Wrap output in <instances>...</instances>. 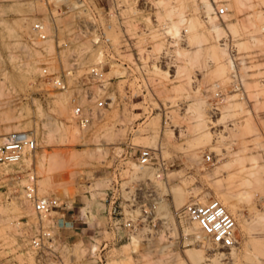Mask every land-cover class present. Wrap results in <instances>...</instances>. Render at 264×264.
Masks as SVG:
<instances>
[{"label":"rangeland","instance_id":"obj_1","mask_svg":"<svg viewBox=\"0 0 264 264\" xmlns=\"http://www.w3.org/2000/svg\"><path fill=\"white\" fill-rule=\"evenodd\" d=\"M235 63L246 98L215 108L213 84ZM263 124L264 0H0V140H36L23 161L0 164V264H36L41 227L45 253L64 264H264V169L250 166L264 164ZM26 172L61 206L36 214ZM139 183L158 195L154 225L116 240L110 222L133 219L125 199ZM199 198L234 216L236 249L215 247L181 213Z\"/></svg>","mask_w":264,"mask_h":264},{"label":"built area","instance_id":"obj_2","mask_svg":"<svg viewBox=\"0 0 264 264\" xmlns=\"http://www.w3.org/2000/svg\"><path fill=\"white\" fill-rule=\"evenodd\" d=\"M214 14L217 18L222 19L227 14L225 4L215 6ZM32 28L39 37L45 38V34L43 33L44 26L41 22H35ZM42 71L45 73L47 81L51 82L54 86L62 90L67 88L66 81L62 77L48 75L45 69ZM91 72L95 77H100L101 75L95 68H91ZM242 80L238 64H232L226 85L218 81L213 84L214 107L216 108L217 104L223 102L227 94H240L239 99L246 98ZM74 115L80 124L88 121L80 106L74 108ZM260 133L264 143V124L260 128ZM35 148L36 140L29 131L9 132L0 140V164L17 163L21 160L25 151H32ZM138 158L140 163L148 164L153 158V153L150 148L145 147L140 150ZM204 160L205 162H212V154H206ZM24 175L26 178V183L23 186L24 195L36 214L41 217L61 206L58 198L38 194L37 180L34 173L26 172ZM156 176H159V174H156ZM111 197H113V194ZM157 198L158 195L154 188L145 186L143 183L137 184L132 191L128 192L125 202L133 219L129 218L122 222L112 219L109 225L110 228L112 230L123 231V234H119L116 240H122L124 236L128 237L129 234L142 229L144 225L148 226L150 223L154 225V209ZM181 213L190 221L197 223L201 233L215 247L231 249L238 244L236 239V220L218 199H209L203 203L188 202L183 206ZM30 245L37 252L36 264H64L60 257L45 253L53 252V250L51 249L50 238L44 228L41 227L30 238Z\"/></svg>","mask_w":264,"mask_h":264},{"label":"bare ground","instance_id":"obj_3","mask_svg":"<svg viewBox=\"0 0 264 264\" xmlns=\"http://www.w3.org/2000/svg\"><path fill=\"white\" fill-rule=\"evenodd\" d=\"M231 95H234V94H231ZM205 120L204 119H202V120H200V122L201 123H203ZM27 152H31V151H27ZM25 157V156H24ZM24 157H22L21 158V160L23 161L24 160ZM259 158H254L252 161H251V163H250V166L252 167V168H257V169H264V164H262V163H260L259 162V160H258ZM20 162V161H19ZM19 162H17V163H11V164H18ZM11 164H8V165H11ZM26 164H28V165H30L31 163L27 160V163ZM137 169L138 170H141V169H144L143 167H141V166H137ZM169 194L172 196V198H173V200H175V202H179L180 200H181V198H182V193H180V192H176V191H169ZM206 200L205 199H203V198H199V199H197L196 200V202H198V203H203V202H205ZM180 203V202H179ZM44 216V215H43ZM258 216V215H257ZM256 219H258L259 221H263L264 222V216H261L260 218H255V220ZM193 224H194V229L195 230H199V227H198V225H197V223H195V222H193ZM134 239H137V238H135L134 236L133 237H131V241L133 242V240ZM137 241H138V239H137ZM196 249H198V251H201V252H205L204 250H201V246L199 247H197ZM203 249V248H202ZM233 249H236V248H231L230 249V251H232ZM32 260V259H31ZM33 262V261H32ZM215 262V261H214ZM217 263V262H216ZM32 264V263H31Z\"/></svg>","mask_w":264,"mask_h":264}]
</instances>
